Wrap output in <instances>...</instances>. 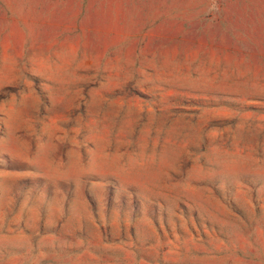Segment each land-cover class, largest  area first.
<instances>
[{"label": "rangeland", "instance_id": "374dc122", "mask_svg": "<svg viewBox=\"0 0 264 264\" xmlns=\"http://www.w3.org/2000/svg\"><path fill=\"white\" fill-rule=\"evenodd\" d=\"M0 264H264V0H0Z\"/></svg>", "mask_w": 264, "mask_h": 264}]
</instances>
